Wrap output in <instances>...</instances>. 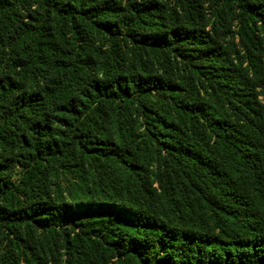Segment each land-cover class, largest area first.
Wrapping results in <instances>:
<instances>
[{"label": "trees", "instance_id": "1", "mask_svg": "<svg viewBox=\"0 0 264 264\" xmlns=\"http://www.w3.org/2000/svg\"><path fill=\"white\" fill-rule=\"evenodd\" d=\"M0 264H264V0H0Z\"/></svg>", "mask_w": 264, "mask_h": 264}]
</instances>
